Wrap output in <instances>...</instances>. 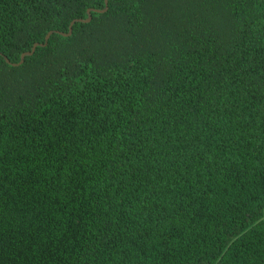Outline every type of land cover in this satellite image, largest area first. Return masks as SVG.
Listing matches in <instances>:
<instances>
[{"label":"trees","instance_id":"1","mask_svg":"<svg viewBox=\"0 0 264 264\" xmlns=\"http://www.w3.org/2000/svg\"><path fill=\"white\" fill-rule=\"evenodd\" d=\"M105 9L0 0V264H264V0Z\"/></svg>","mask_w":264,"mask_h":264},{"label":"water","instance_id":"2","mask_svg":"<svg viewBox=\"0 0 264 264\" xmlns=\"http://www.w3.org/2000/svg\"><path fill=\"white\" fill-rule=\"evenodd\" d=\"M105 5H106V9H105V10H103V11H94V12H97V13H103V12H105V11L107 10V0H105ZM90 13H91V11L89 10V11H88V19H87V20H75V21H73V22L70 24V27H69V33H68L66 36H69V35L71 34V32H72V27H73V25H74L76 22L89 23V22L91 21V15H90ZM50 35H51V33H49V34L46 36V38H45L46 43H47V40H48V38L50 37ZM46 43H45V45H46ZM37 46H38V44H35L30 52H27V53L22 54L19 64H13V66H19V65H21V64L23 63L25 57H27V56H31V55L34 53V51H35V49H36ZM5 60H6L7 63H10L7 59H5Z\"/></svg>","mask_w":264,"mask_h":264}]
</instances>
